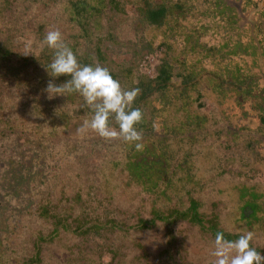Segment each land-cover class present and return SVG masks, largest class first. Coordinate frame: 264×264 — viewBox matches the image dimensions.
<instances>
[{
	"label": "rangeland",
	"instance_id": "rangeland-1",
	"mask_svg": "<svg viewBox=\"0 0 264 264\" xmlns=\"http://www.w3.org/2000/svg\"><path fill=\"white\" fill-rule=\"evenodd\" d=\"M53 29L140 89L141 150L49 97ZM217 230L264 255V0H0V264H212Z\"/></svg>",
	"mask_w": 264,
	"mask_h": 264
},
{
	"label": "clouds",
	"instance_id": "clouds-1",
	"mask_svg": "<svg viewBox=\"0 0 264 264\" xmlns=\"http://www.w3.org/2000/svg\"><path fill=\"white\" fill-rule=\"evenodd\" d=\"M41 43L53 50L46 71L54 78L69 77L59 85L49 81L46 88L49 97L77 93L90 109V119L83 122L79 131L91 130L104 139L122 138L141 150L142 134L137 125L143 120V113L140 108L132 107L140 89L122 88L109 69L99 63H80L59 29L49 30ZM30 47L26 44V49ZM113 121L118 128L113 126ZM253 238L252 231L235 240L226 239L223 231H217L212 264H264V255L252 245Z\"/></svg>",
	"mask_w": 264,
	"mask_h": 264
},
{
	"label": "trees",
	"instance_id": "trees-1",
	"mask_svg": "<svg viewBox=\"0 0 264 264\" xmlns=\"http://www.w3.org/2000/svg\"><path fill=\"white\" fill-rule=\"evenodd\" d=\"M165 12H166V9L164 7L148 8L146 11V17L150 23L159 24L161 23L165 15ZM165 79H167V75H165ZM217 231H221V230H217ZM224 234H225V238L229 240H235L239 237V234H230L226 232H224Z\"/></svg>",
	"mask_w": 264,
	"mask_h": 264
}]
</instances>
